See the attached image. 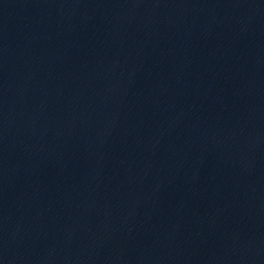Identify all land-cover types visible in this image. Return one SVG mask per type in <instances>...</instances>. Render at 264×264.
I'll list each match as a JSON object with an SVG mask.
<instances>
[{
    "label": "water",
    "instance_id": "obj_1",
    "mask_svg": "<svg viewBox=\"0 0 264 264\" xmlns=\"http://www.w3.org/2000/svg\"><path fill=\"white\" fill-rule=\"evenodd\" d=\"M0 264H264V0H0Z\"/></svg>",
    "mask_w": 264,
    "mask_h": 264
}]
</instances>
